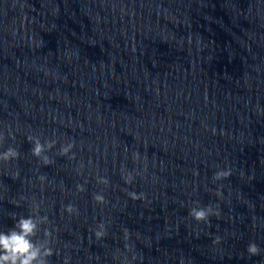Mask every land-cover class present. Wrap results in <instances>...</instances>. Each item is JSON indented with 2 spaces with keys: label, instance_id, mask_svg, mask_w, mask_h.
I'll list each match as a JSON object with an SVG mask.
<instances>
[{
  "label": "clouds",
  "instance_id": "1",
  "mask_svg": "<svg viewBox=\"0 0 264 264\" xmlns=\"http://www.w3.org/2000/svg\"><path fill=\"white\" fill-rule=\"evenodd\" d=\"M215 133V129H213ZM5 137L0 134V143L4 141ZM32 144L31 152L32 155L42 160L45 166L53 163V160L46 154L56 144V140H46L43 143L37 136L28 137ZM75 147L73 143L62 144L59 149L60 156H67L69 159L75 158V153L72 149ZM69 153H72L69 156ZM19 152L13 147H8L5 151L0 152V161H10L17 159ZM231 175V170H220L214 173V180H221ZM41 182L47 179L46 175L38 177ZM101 183H107L106 179H101ZM130 182V178L129 181ZM77 188L81 191L84 190L82 185H77ZM133 199L139 198L136 193H129ZM93 199L99 203H104L105 198L102 194H95ZM19 206V205H18ZM69 214L77 212L78 210L74 205L69 203L64 209ZM213 213V209L208 207H193L190 209L189 215L192 216L196 221H207L209 215ZM12 218L15 223L14 226L8 231H0V264H50V257L55 253L54 249L50 246L52 242V231L44 229V239L36 240L38 233L41 231V225L47 224V215H40V206L38 203H33L31 214L27 217L13 214ZM104 225L100 224L95 235L97 238L104 236ZM249 256H255L260 254V248L257 244L250 243L246 249ZM65 264H68V259H65Z\"/></svg>",
  "mask_w": 264,
  "mask_h": 264
}]
</instances>
